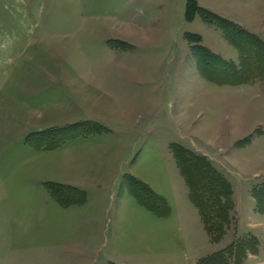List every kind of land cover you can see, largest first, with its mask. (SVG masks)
<instances>
[{
  "label": "rangeland",
  "instance_id": "obj_1",
  "mask_svg": "<svg viewBox=\"0 0 264 264\" xmlns=\"http://www.w3.org/2000/svg\"><path fill=\"white\" fill-rule=\"evenodd\" d=\"M185 4L0 0V182L20 187L29 182L27 173L37 172L82 183L86 200L104 206L107 222L116 223V229L109 225L117 231L115 242L104 233V252H121L136 264H197L252 234L260 244L243 264H264V222L252 216V189L264 182V133L245 150L230 143L264 130V94L258 88L244 91V105L230 106L226 99L235 100L231 86L198 76L192 57H185ZM119 39L135 46L122 47ZM256 81L264 85V79ZM144 101L148 107L130 110ZM64 107L82 111V120L105 128L76 135L57 148H38V140L49 134L37 131L64 126ZM58 137L47 138V145ZM171 142L192 151H225L211 163L230 173L240 214L234 206L232 223L216 242L203 225L190 241L183 237V219L175 211L176 204L182 206L183 188ZM41 150L52 152L37 156ZM129 175L162 188L168 214L161 201L158 213L142 205ZM60 193L66 202L82 196L78 190Z\"/></svg>",
  "mask_w": 264,
  "mask_h": 264
},
{
  "label": "crops",
  "instance_id": "obj_2",
  "mask_svg": "<svg viewBox=\"0 0 264 264\" xmlns=\"http://www.w3.org/2000/svg\"><path fill=\"white\" fill-rule=\"evenodd\" d=\"M187 2L188 0H186L183 17L184 38L186 40L184 41L185 57H192V65L195 70L197 68L196 72H198V76L201 79L205 78L210 81L199 70L197 58L191 47L192 43L186 37L187 33L199 35V43L201 45L207 47L227 61L239 64L241 52L227 39L224 30L220 26L214 22L205 20L200 13H196L192 19H187ZM197 2L202 7L225 17L251 33H255L264 41V0H197ZM225 4L228 8L224 7ZM118 41L128 43L129 47L132 45L133 47L135 46L134 44L131 45L128 42L129 40L126 39H119ZM178 60H181L180 57H178ZM175 61H177V56L174 58ZM114 74H117L116 70ZM212 83L217 84L215 82ZM224 85L231 86L232 94L235 96L234 101L232 97L229 100L228 98L226 99V104L228 105L229 103L230 106L234 104L241 105V103L244 105V91L250 92L258 88L264 94V85L257 81L239 85ZM134 96L136 97V94ZM141 104L143 105L142 107L137 104L131 105L130 110L135 112L149 106L145 101ZM64 109L65 111H62V117L65 116V120L61 124L69 125L90 120H82L80 118L81 113H83L82 111L71 107H64ZM263 133L264 130L262 129L259 134L251 137V140L243 146L237 144L241 140L240 138L231 140L230 143L232 146L238 145L237 148L245 150L251 147L255 140ZM172 143L178 142H171L169 145L171 149ZM184 147L189 149L186 146ZM220 150L221 152H219ZM41 151L37 152L36 155L41 156L42 153L52 152L51 150ZM194 151L207 156L210 160L221 158L219 155L223 156V152H225L224 149L222 150V147L218 148V152L217 150L213 151L201 148L194 149ZM173 154L176 161V168L180 173L177 176V181L183 188V194L179 195L182 206L176 204L175 211L177 212L176 216L180 215L183 219V237L190 241L193 230L196 227L201 228V225L204 228L205 226L198 207L190 197L189 185L180 170L174 151ZM263 158L264 155H262L261 161ZM262 163L264 166V161ZM45 167L47 170H50L51 163L49 162ZM219 171L221 170L219 169ZM221 172L233 185V201L238 214H240V206L236 200V190L229 177L230 173L223 172V170ZM26 175L28 176L27 179L29 182L26 185L19 184L20 187L17 186V183L14 184L8 181L0 182V264H106L108 262H114L116 264H136L135 259L121 254V252L115 251L109 254L104 252V233H111L113 242L116 241L117 236V231L115 230L116 223L111 219H108L109 223L107 222V213L105 212L104 206H98L95 203L91 205L89 200H86V196L82 202L63 205L52 195L46 185V183L51 182L69 188L75 187L84 190L82 183H74L71 179L67 178L56 179L51 177V174L41 175L34 172V175L31 177L28 173ZM142 181L149 185L157 195L166 200L167 196H165L162 188L160 189L157 184H153V182L147 179ZM48 208L50 211L47 215ZM136 208L140 209V207ZM139 211L142 213L147 212L143 209ZM134 212H136V209H134ZM171 212L173 214L172 210ZM252 214L254 219L264 222V213L257 210L256 201L255 205L252 206ZM239 219L241 220L240 216ZM110 223L115 225L114 231L110 230ZM249 230L253 233H259L255 228H249ZM27 236H29L28 240L26 239ZM257 255L258 253L252 256ZM140 258H143V256L140 255ZM250 258H247L248 262L251 260Z\"/></svg>",
  "mask_w": 264,
  "mask_h": 264
},
{
  "label": "trees",
  "instance_id": "obj_3",
  "mask_svg": "<svg viewBox=\"0 0 264 264\" xmlns=\"http://www.w3.org/2000/svg\"><path fill=\"white\" fill-rule=\"evenodd\" d=\"M196 13H200L205 20L218 24L225 32L227 39L232 42L241 52L239 64L227 61L207 47L201 45L200 36L187 33V39L192 43L191 47L197 58L201 73L217 84L239 85L254 82L258 78L264 79V41L254 33L242 28L238 24L225 17L199 5L197 0H188L186 16L192 19ZM120 46L127 47L128 43L118 41ZM97 121L85 120L77 123L52 127L37 133L46 136L39 139L38 148L53 149L61 146L66 140L76 135H88L104 129ZM76 132V133H74ZM57 139L47 145L49 137ZM252 134L237 142L243 146L251 140ZM62 138V139H61ZM59 139V140H58ZM178 165L184 175L189 188L190 197L198 207L205 229L212 242H216L227 231L232 223L231 212L235 206L233 201V187L227 177L213 166L211 160L202 154H198L178 143L171 144ZM133 184L131 190L141 204L158 213V201L165 205V215L169 212L166 201L157 195L144 181L129 175ZM52 195L63 205L78 203L85 200V191L73 187H66L57 183H46ZM78 190L81 199H72L66 202L60 195L61 190ZM67 194V193H65ZM252 195L256 201L257 210L264 213V182L254 186ZM151 197V198H150ZM152 199V203L148 200ZM259 239L252 234L245 238H237L225 248L213 251L205 257H201L197 264H243L250 253H256L259 247ZM233 261V262H232ZM106 264H116L108 262Z\"/></svg>",
  "mask_w": 264,
  "mask_h": 264
}]
</instances>
